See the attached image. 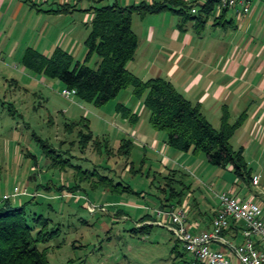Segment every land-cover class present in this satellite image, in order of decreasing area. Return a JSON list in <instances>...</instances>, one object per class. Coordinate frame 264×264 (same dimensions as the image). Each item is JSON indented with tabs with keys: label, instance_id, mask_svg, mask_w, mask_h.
Listing matches in <instances>:
<instances>
[{
	"label": "rangeland",
	"instance_id": "374dc122",
	"mask_svg": "<svg viewBox=\"0 0 264 264\" xmlns=\"http://www.w3.org/2000/svg\"><path fill=\"white\" fill-rule=\"evenodd\" d=\"M81 1L89 3L90 6H99L114 0L96 1L95 4L92 0ZM88 13L87 24L93 18V12L89 10ZM87 24H82V28L84 29ZM145 24L138 14L133 15L132 25L137 35H140ZM82 41L83 43L79 45L81 49L74 50L76 54L74 58L80 62L84 60L86 52L84 38ZM141 46L143 42L138 45L139 52L142 51ZM96 63L97 56L94 55L88 65L95 69ZM127 68L136 74L131 69L130 63ZM15 78L16 82L0 81V158L2 159L0 163L2 162V167L4 166L0 171L1 196L5 192L13 193L15 186L27 187L30 190L38 186L42 192L43 186L47 183L52 182L53 186H60L61 177L65 179L58 170L48 166V160L36 137L53 149L71 148L74 153L83 157L80 160L75 158V164H80L84 168L97 169L100 175L119 180L124 183V186L130 188L127 192L111 193L101 187L91 186L90 182H83L80 197L76 195L72 199H40L33 210L51 218L60 227L58 237L47 244L39 245L40 249L48 248L46 255L49 264H188L183 260H190L191 254L186 253L184 257H177L172 249L177 246L178 251L184 253L183 244L177 242L167 228L155 225L153 222H142L141 218L146 214L155 216L156 206L160 202L169 201L175 204L177 201L176 198L172 199L171 189L174 188L178 192L182 189V184L191 187L189 193L193 195L191 198V203L195 204L193 208L204 209L203 194L205 197L217 198L222 191L221 184L218 183L222 175L229 182V186L234 182L237 183L238 179L234 172L212 165L203 152L181 153L184 157L179 162L172 160L173 162L167 168L161 163L163 155L159 153V150L151 149L144 139L132 132L130 135L134 141V148L128 158L132 171H129V168L123 170V166L117 174L114 170L111 171L117 161L123 164L125 159L110 160L105 153L104 145L101 146L98 154L94 153L92 147L86 150L85 154L87 158H90L87 162L85 156L80 153L78 144L70 145L73 140L76 142L77 135L65 131V119L78 120L83 116L86 117L91 120L95 137L100 140L108 139L110 148H114L123 137V132L118 128L117 123L127 122H124L120 114L116 112L117 104H124L133 111L143 107L137 124L131 125L128 122L127 124L148 137L147 131L151 134L157 132L161 144H166L165 133L152 127L149 120L150 112L144 109L143 99L136 98L132 89L126 88L106 105L96 107L77 97H73L72 101L64 98L61 92L65 88L57 80H47L30 71L23 75L17 72ZM9 104H12L20 114L14 118L15 120L8 113L11 108ZM212 108L206 111V119L219 130L222 112L220 111V116L217 117L216 111L214 112ZM68 109L72 111L71 116L67 112H62ZM235 119L230 121L235 122ZM244 125L245 123L231 139V145L235 150L243 146V139L248 140ZM62 142L66 143L62 144ZM170 150L173 154H163L173 159L174 154L177 155L178 152L172 148ZM23 152H30L35 159L24 157ZM245 152L243 148V157L248 168L254 173H259L260 186L264 187V152L263 155L258 153V156L253 155V149L250 151L246 149ZM74 156L76 157L75 154ZM3 162L9 163V166L6 168ZM261 165L262 171L259 170ZM31 166L38 169L39 174L36 180H31L35 174ZM163 168L167 173L162 171ZM168 170L179 172L171 178L173 182L164 179L168 175ZM96 177L94 178L97 179ZM238 182L242 187L246 186L242 180ZM186 197L184 200H188ZM88 204L94 208L92 212L87 208ZM144 225L148 226L144 227Z\"/></svg>",
	"mask_w": 264,
	"mask_h": 264
},
{
	"label": "trees",
	"instance_id": "16d2710c",
	"mask_svg": "<svg viewBox=\"0 0 264 264\" xmlns=\"http://www.w3.org/2000/svg\"><path fill=\"white\" fill-rule=\"evenodd\" d=\"M220 3L221 0H206L202 5L195 2L192 7H188L178 0H165L122 6L115 0L95 6L91 8L93 18L86 25L87 34L84 39L86 52L82 62L76 61L72 54L61 48H56L51 55L27 49L22 57V65L27 71L39 74L47 80H57L66 89L76 90L77 98L96 107L106 105L123 89L131 88L136 98L143 99L144 109L150 112L149 120L152 127L165 133L164 141L168 147L178 153L203 152L212 165L220 168L231 167L237 179L252 182V170L248 168L244 160L243 147L235 150L231 145V139L236 131L248 118L246 112L241 113L235 122H231V114L224 108L220 129L217 130L202 114L199 104H193L176 89L170 80L160 77L142 79L127 68L128 63L135 58L138 49V37L132 29L134 14L144 16L169 9L180 16L182 25L193 22V27L199 32L210 19L213 18L216 23L223 17V13L228 8H222L219 16H215ZM173 5H177V8ZM59 6L60 13L70 12L75 7L69 3ZM182 25L180 24L181 28ZM94 55L97 56L95 69L88 65ZM9 106L11 108L8 113L12 119L17 115L20 116L12 104ZM115 109L129 124L135 125L139 121L140 116L124 104H117ZM64 129L70 134L76 133V142L73 140L70 145L77 143L80 153L85 156L87 162L90 158H87L85 151L92 147L94 153L98 154L101 146L104 145L105 153L110 160L125 159L123 164L117 161L111 171L114 170L117 174L122 166L123 170L127 168L129 171L133 170L128 158L134 148V141L129 131L125 130L122 133L123 137L118 141L117 147L110 148L108 139L100 140L95 137L91 120L84 116L78 120L66 118ZM36 138L43 148L48 166L63 174L65 181L61 177L60 186H53L50 182L43 186L42 192L36 186L31 190L28 189L31 193L28 196H11L2 202L0 205V264H49L46 255L48 248L40 249L39 245L47 244L58 237L60 227L51 218L33 210L40 199H72L76 195L80 197L83 182H90L91 186L101 187L111 193L130 191L124 183L112 177L100 175L97 169L84 168L80 164H75V158L80 160L83 157L78 156L71 148L53 149L44 144L42 139ZM64 143L66 142H62ZM23 154L24 157L35 159L30 152H23ZM162 171L167 173L164 168ZM177 173L179 172L176 170H168V175L164 179L173 182L171 178ZM38 174L39 172L35 171L31 180H36ZM182 185V189L178 192L174 188L171 189L172 199L176 198L177 202L175 204L169 201L160 202L157 204L158 209L170 210L176 208L175 206L183 205L184 198L191 187ZM32 193L38 195L34 196ZM152 218H154L152 215L146 214L141 220L142 222L153 221ZM172 251L177 257H184L188 253L186 250L180 253L177 246ZM191 256L190 260L185 259L183 262L201 264L193 255Z\"/></svg>",
	"mask_w": 264,
	"mask_h": 264
},
{
	"label": "crops",
	"instance_id": "0c3cea01",
	"mask_svg": "<svg viewBox=\"0 0 264 264\" xmlns=\"http://www.w3.org/2000/svg\"><path fill=\"white\" fill-rule=\"evenodd\" d=\"M92 1L95 4L97 0ZM153 1L165 0H117L122 6ZM178 1L188 7H192L196 2ZM61 4L66 3L63 0H0V81L16 82L17 72L22 75L28 72L22 65V57L27 49L51 55L56 48H61L76 56L74 50L81 49L79 45L87 34L86 26L84 29L82 26L87 24L89 9L95 6L81 0H72L69 4L75 5L74 9L60 13ZM173 6L177 8V5ZM220 12L215 11V16H219ZM139 16L146 23L140 35L135 33L138 45L143 42L142 51L137 50L135 58L129 62L136 75L143 79L160 77L170 80L193 104H199L205 118V113L210 107L216 111L217 117L220 116V111L223 114V109L226 108L231 114V119L246 112L248 118L244 129L248 140L243 139L244 153L246 149H253L254 156L263 155L264 0H251L250 14L242 19L238 17L236 9L228 8L221 19L216 23L213 18L210 19L199 32L193 27V22L182 25L180 16L169 9ZM142 110L143 107H139L134 112L140 116ZM62 112L70 115L72 111L68 109ZM119 122L117 125L121 132H134L136 136L144 139L151 149L159 150L163 155L161 163L165 167L169 166L172 160L179 162L184 157L181 153L174 154L173 159L164 155L163 153L173 152H170L167 144H161L157 132L151 134L147 131L148 137L138 129H133L127 122ZM6 160L8 161V158ZM1 164L2 162L0 171L4 167ZM3 164L6 168L9 166V163ZM224 169L232 171L231 167ZM259 170H263L262 165ZM252 176L260 177L259 173L254 172ZM238 180L229 186V182L222 175L218 182L221 184L220 192H229L243 203H259L264 215V187H261V184L254 186L251 181L243 180L246 186L242 187ZM4 194L8 193L2 195ZM186 198L188 200L184 203L189 208L188 222L192 230H211L212 220L219 208L218 199L205 197L203 194L205 207L200 209L193 208L195 204L191 203L192 193H188ZM158 208L156 206V209ZM152 216L153 221L146 223L153 222L157 225L156 222L160 219L156 214ZM242 228V223H232L222 233V237L233 244H240ZM213 247L222 249L220 243H215Z\"/></svg>",
	"mask_w": 264,
	"mask_h": 264
},
{
	"label": "built area",
	"instance_id": "2783aa9c",
	"mask_svg": "<svg viewBox=\"0 0 264 264\" xmlns=\"http://www.w3.org/2000/svg\"><path fill=\"white\" fill-rule=\"evenodd\" d=\"M45 0H34V2ZM70 3L72 0H63ZM206 0H196L198 5H202ZM222 8L236 9L239 18H244L250 14L251 0H221ZM195 9L193 10V12ZM61 95L71 100L76 97V90L63 89ZM72 101V100H71ZM134 134V132H133ZM32 171H38L35 166H31ZM252 184L260 185V177L253 176ZM31 193L27 187L15 186L13 193L6 194L0 199V205L11 196H28ZM36 196L37 193H32ZM219 208L216 216L212 220V229L194 232L188 222L189 208L187 204L170 210L156 209L155 214L160 221L156 224L172 231L175 238L183 244L184 249L193 255L201 264H264V215L259 203H243L229 192H221L217 195ZM87 208L92 212L93 207L88 204ZM232 223H242V242L233 244L222 237V233L227 230ZM215 243H220L222 249L213 247Z\"/></svg>",
	"mask_w": 264,
	"mask_h": 264
}]
</instances>
